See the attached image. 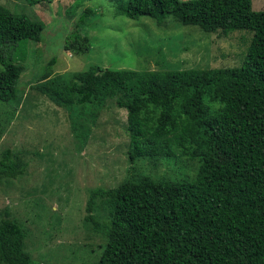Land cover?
<instances>
[{
  "label": "trees",
  "instance_id": "obj_1",
  "mask_svg": "<svg viewBox=\"0 0 264 264\" xmlns=\"http://www.w3.org/2000/svg\"><path fill=\"white\" fill-rule=\"evenodd\" d=\"M109 1L115 14L130 19L172 16L207 33L251 35L234 67L139 71L91 65L65 85L36 86L52 103L70 109L116 97L127 113L131 161L183 156L197 162L192 178L143 177L91 189L85 219L106 239L95 264H264V5L254 10L252 0ZM91 12L81 13L65 50L89 51V38L79 27ZM44 28L41 19L0 5L2 103L18 97L23 66L16 59L24 56L27 42L39 41ZM49 76L45 68L41 79ZM23 174L12 150L3 149L0 178ZM101 197L109 208L104 220L94 216ZM24 238L18 221L0 222L1 264H40Z\"/></svg>",
  "mask_w": 264,
  "mask_h": 264
},
{
  "label": "rangeland",
  "instance_id": "obj_2",
  "mask_svg": "<svg viewBox=\"0 0 264 264\" xmlns=\"http://www.w3.org/2000/svg\"><path fill=\"white\" fill-rule=\"evenodd\" d=\"M0 5L45 23L39 41L27 42L24 56L16 59L23 66L18 97L0 101V156L10 148L24 166L17 179L0 178V222H19L24 247L37 263L95 264L106 239L85 219L91 189L143 177L192 178L197 162L183 156L131 161L127 113L116 97L70 109L52 103L36 86L46 81L65 85L91 65L139 71L234 67L251 34L207 33L172 16L130 19L115 14L109 0H0ZM263 5L264 0H252L254 10ZM86 8L92 12L79 29L88 36L90 49L76 54L64 44ZM19 54L16 49L15 58ZM52 57L56 60L48 65ZM43 67L50 71L45 79ZM211 105L212 110L219 107ZM107 203L105 197L96 200V219L108 218Z\"/></svg>",
  "mask_w": 264,
  "mask_h": 264
}]
</instances>
